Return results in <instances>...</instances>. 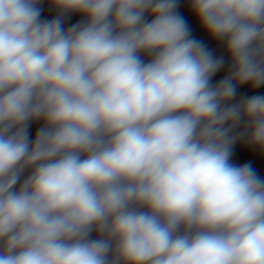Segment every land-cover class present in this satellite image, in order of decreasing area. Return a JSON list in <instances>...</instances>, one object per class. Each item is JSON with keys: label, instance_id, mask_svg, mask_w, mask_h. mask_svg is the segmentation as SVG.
Returning <instances> with one entry per match:
<instances>
[{"label": "clouds", "instance_id": "clouds-1", "mask_svg": "<svg viewBox=\"0 0 264 264\" xmlns=\"http://www.w3.org/2000/svg\"><path fill=\"white\" fill-rule=\"evenodd\" d=\"M185 2L0 0V264H264V0Z\"/></svg>", "mask_w": 264, "mask_h": 264}, {"label": "crops", "instance_id": "crops-1", "mask_svg": "<svg viewBox=\"0 0 264 264\" xmlns=\"http://www.w3.org/2000/svg\"><path fill=\"white\" fill-rule=\"evenodd\" d=\"M45 4L44 6H46ZM42 18H45L42 13ZM74 19V18H73ZM74 22V20H73ZM214 46V45H213ZM261 91H264V89H261ZM251 94V93H249ZM39 125H33L32 128V134H35V130ZM234 159L239 160L240 162H246L250 160L253 163V166L257 169L258 173L262 176H264V153L258 152L256 149H252L251 153L248 155H241L239 153L236 154V157Z\"/></svg>", "mask_w": 264, "mask_h": 264}, {"label": "rangeland", "instance_id": "rangeland-1", "mask_svg": "<svg viewBox=\"0 0 264 264\" xmlns=\"http://www.w3.org/2000/svg\"><path fill=\"white\" fill-rule=\"evenodd\" d=\"M44 8H45V11L43 12L44 17L45 18H49V19L52 18V16H54L55 13L53 11L49 10V6L48 5L44 6ZM180 11L185 16V18L189 21V23L191 24V26L193 28V31H194V34L199 36L200 38H203V39L207 40L206 35L199 29L198 24L196 23V21L186 11V2H185V0H182ZM76 19H79V17H74V19H73L74 22H75Z\"/></svg>", "mask_w": 264, "mask_h": 264}]
</instances>
